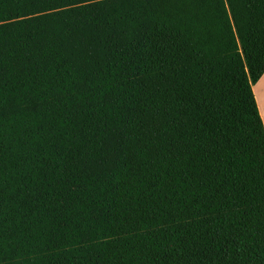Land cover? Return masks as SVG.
I'll use <instances>...</instances> for the list:
<instances>
[{"label": "trees", "instance_id": "obj_1", "mask_svg": "<svg viewBox=\"0 0 264 264\" xmlns=\"http://www.w3.org/2000/svg\"><path fill=\"white\" fill-rule=\"evenodd\" d=\"M264 0H0V264H264Z\"/></svg>", "mask_w": 264, "mask_h": 264}, {"label": "crops", "instance_id": "obj_2", "mask_svg": "<svg viewBox=\"0 0 264 264\" xmlns=\"http://www.w3.org/2000/svg\"><path fill=\"white\" fill-rule=\"evenodd\" d=\"M252 91L264 126V72L257 79V81L252 84Z\"/></svg>", "mask_w": 264, "mask_h": 264}]
</instances>
